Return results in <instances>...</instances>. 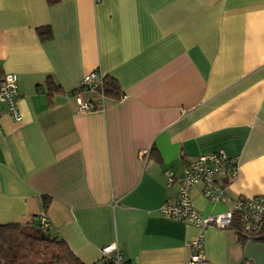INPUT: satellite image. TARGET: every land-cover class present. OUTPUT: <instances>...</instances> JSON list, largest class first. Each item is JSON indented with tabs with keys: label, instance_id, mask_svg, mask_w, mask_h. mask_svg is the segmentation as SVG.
<instances>
[{
	"label": "crops",
	"instance_id": "obj_1",
	"mask_svg": "<svg viewBox=\"0 0 264 264\" xmlns=\"http://www.w3.org/2000/svg\"><path fill=\"white\" fill-rule=\"evenodd\" d=\"M93 70L123 95L82 93L100 107L77 113ZM7 72L20 119L0 105V224L42 214L84 264L113 242L130 264H186L199 234L212 263L264 264V241L160 211L164 171L217 150L236 159L232 195H264V0H0ZM192 197L203 216L228 208L201 184Z\"/></svg>",
	"mask_w": 264,
	"mask_h": 264
},
{
	"label": "built area",
	"instance_id": "obj_2",
	"mask_svg": "<svg viewBox=\"0 0 264 264\" xmlns=\"http://www.w3.org/2000/svg\"><path fill=\"white\" fill-rule=\"evenodd\" d=\"M102 78L95 70L87 72L82 77L79 88L73 93L76 97L77 113H85L100 107L99 103L90 98L84 99L81 94L94 93L96 89L101 88ZM17 89L16 74L4 73L0 78V105H5L6 113L14 120L20 119ZM98 94L103 98L101 92ZM236 173V159L223 150L197 155L186 164L181 177H177L171 170H165L166 185L171 187L177 183V190L175 199L164 203L160 211L172 219L194 225L199 229L207 227L231 229L238 236L242 234L248 238H255L264 227V195H232L229 189L230 180ZM198 184L202 185L203 195L208 201L226 203L228 208L219 213L203 216L195 207L192 197V190ZM35 220L40 229L48 227V221L42 214L37 215ZM203 244L202 234L188 242L190 253L186 264H255L249 259H243L238 263H212L205 258ZM101 254L98 264H130L122 258L116 242L103 246Z\"/></svg>",
	"mask_w": 264,
	"mask_h": 264
},
{
	"label": "trees",
	"instance_id": "obj_3",
	"mask_svg": "<svg viewBox=\"0 0 264 264\" xmlns=\"http://www.w3.org/2000/svg\"><path fill=\"white\" fill-rule=\"evenodd\" d=\"M36 30L41 38H45L50 33L49 28L45 26L38 27ZM51 84L49 81V86ZM98 92H101L103 98L115 100H119L123 95L117 81L109 76H103L101 88L89 94ZM48 199L49 197H43L44 208L47 207ZM239 238L241 240L250 239L242 234ZM252 239L264 241V227L259 235ZM56 262L84 264L72 253L64 241L51 238L47 233V228L43 230L38 227L35 228L34 233H28L24 231L22 225L17 223L0 224V264H54Z\"/></svg>",
	"mask_w": 264,
	"mask_h": 264
},
{
	"label": "rangeland",
	"instance_id": "obj_4",
	"mask_svg": "<svg viewBox=\"0 0 264 264\" xmlns=\"http://www.w3.org/2000/svg\"><path fill=\"white\" fill-rule=\"evenodd\" d=\"M24 231L28 232V233H34L35 232V229L32 228V227H29V226H25V225H22Z\"/></svg>",
	"mask_w": 264,
	"mask_h": 264
}]
</instances>
